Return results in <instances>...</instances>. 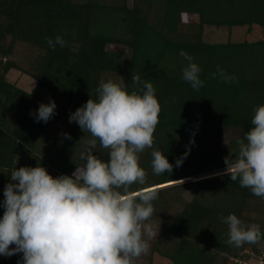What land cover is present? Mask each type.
I'll return each instance as SVG.
<instances>
[{
    "label": "trees",
    "instance_id": "16d2710c",
    "mask_svg": "<svg viewBox=\"0 0 264 264\" xmlns=\"http://www.w3.org/2000/svg\"><path fill=\"white\" fill-rule=\"evenodd\" d=\"M184 13L197 16V31L194 25L186 33L180 30ZM204 25L247 26L248 32L253 25L264 27V0H0V55L7 57L0 62V203L19 155L33 154L31 167L49 166L53 177L71 175L81 165L79 152L89 134L69 122L65 132L71 139L58 136L43 145L51 132L30 112L62 96L71 109L55 111L51 118L69 119L89 97L97 98L100 81L111 80L106 75L121 72L126 55L123 82L127 90H134L132 75L138 74L153 84L160 105L153 147L139 154L146 184L132 185L137 191L156 187L159 193L151 220L165 227L152 250L174 264H226L225 254L238 257L240 248L227 243L228 226L221 217L233 213L245 225L258 224L264 234V198L254 196L228 175L188 178L224 168V157L236 148L235 140L252 126L254 107L264 104V38L209 43L202 39ZM57 35L66 43L53 50L45 37L55 41ZM18 42L31 47L26 56L28 68L8 59ZM115 44L126 50L108 47ZM181 50L201 68L204 86L198 91L182 79L187 62L179 55ZM217 65L234 75L236 82L213 78ZM13 69L27 73L35 86L28 91L8 81L6 75ZM222 131L238 136L226 152ZM154 149L173 164L171 174H153ZM186 152L182 166L176 167V159ZM94 154L108 159L99 143ZM253 206L260 213L256 220L243 215ZM259 243L264 246V239ZM212 253L215 256L210 259ZM18 261L22 264L21 253L0 255V264Z\"/></svg>",
    "mask_w": 264,
    "mask_h": 264
},
{
    "label": "clouds",
    "instance_id": "9594fccd",
    "mask_svg": "<svg viewBox=\"0 0 264 264\" xmlns=\"http://www.w3.org/2000/svg\"><path fill=\"white\" fill-rule=\"evenodd\" d=\"M45 41L53 50L66 43L59 35L55 41L50 37ZM179 55L187 62L182 79L198 91L204 86L200 66L187 52L181 50ZM216 76L225 83L237 80L219 65ZM131 82L134 90L129 92L124 82L100 81L97 98L89 97L70 113L69 122L89 134L79 152L82 163L71 175L53 177L39 163L11 170L0 203V255L21 253L22 264H135L149 251V241L158 233L150 221L159 193L152 187L133 190L132 185L146 184L139 154L153 147L160 105L151 82L138 74ZM55 108L49 100L30 115L47 123ZM251 125L224 157L225 168L214 175H228L264 198V104L254 107ZM63 135L71 139L70 134ZM98 143L107 160L94 154ZM187 154L176 159V167L182 166ZM151 157L154 175L171 174L173 164L161 150L154 149ZM221 222L228 226L231 246L264 239L258 224L245 225L233 213L221 217Z\"/></svg>",
    "mask_w": 264,
    "mask_h": 264
},
{
    "label": "rangeland",
    "instance_id": "374dc122",
    "mask_svg": "<svg viewBox=\"0 0 264 264\" xmlns=\"http://www.w3.org/2000/svg\"><path fill=\"white\" fill-rule=\"evenodd\" d=\"M197 23H198V18L195 14L193 13L185 14L184 13L181 18L180 30L186 33L188 31H191V29L189 28L190 25H194L197 31ZM247 28H248L247 26H234L231 29H229L227 26L218 27L214 25L213 26L204 25L202 29V39L205 42H209V43H221V42H226L227 40H231L233 42H240L243 40L254 41L257 39L264 38V27H261L259 25H253L251 28V31L249 32L247 31ZM108 47L112 50H124V51L126 50V48L120 44L108 45ZM30 51H31L30 46L24 43L18 42V44L15 46L14 53L8 56V59H12L16 61V63L19 64V66H21L22 69L28 68V65H27L28 61H26V56L30 53ZM35 53H36V48H35ZM126 62H127V57L125 55L123 57V63H122L123 67L121 68L122 69L121 72L115 75H111V76L106 75L105 77H109L114 82L123 83V80H124L123 75L126 70L125 69ZM6 79L28 91L32 89L36 84L35 80L32 77H30L27 73L21 70H16V69L9 71L6 75ZM54 102L56 104L55 111L65 112L71 109V104L62 96L56 98ZM12 114H15V112L13 111ZM68 127H69V119L67 117H59V118L54 117V118L49 119L45 125L44 130L49 133L51 132V135H50V138L46 142L43 143V145H46V144L50 145L55 140V138H59L58 136H64L63 133H66L65 131L68 130ZM221 137H222V144L224 147L223 149L226 152L228 144L233 139L237 138L238 136L237 134L231 131H222ZM32 155L33 154H30L29 152L19 155L18 158L16 159L15 167L19 168L21 166H31L32 164L31 162L33 160ZM224 168H220V169H216L210 172H205L202 174L194 175L192 177H196V179H198V177H203V176L206 177L209 175H214L218 171H222ZM45 169L50 175L53 173V171L49 169V166H47V168ZM192 177L188 178V180H191ZM2 188L3 186L2 184H0V190ZM154 188L156 189V187ZM184 195H185V198L187 199L190 198L188 191H186ZM252 208H255V209L251 211L250 210L244 211L243 215H249L253 219L259 216L260 213L256 212V209L258 208H256L255 206H253ZM150 222L153 224L154 228L158 230L157 237L149 241V251L146 254H143L139 258H137L135 261V264H174L170 259L163 257L160 254H158V252L152 250V243L155 242V240L160 235L161 231L165 227V223H159L156 220H151ZM254 247L256 249H254ZM260 247H264V246L260 245V243H257L255 245L245 243L244 245L239 247L240 249L238 250V254H239L238 257L227 256L226 254H225L226 257L224 256V254L219 257L221 258L222 256H224L226 258V264H236L237 262L236 260H234L235 258L239 260L247 259L248 261V258L251 257V254H254L256 251H258L259 249L257 248H260ZM214 256H215V253L214 254L212 253L210 256V259H212Z\"/></svg>",
    "mask_w": 264,
    "mask_h": 264
},
{
    "label": "built area",
    "instance_id": "2783aa9c",
    "mask_svg": "<svg viewBox=\"0 0 264 264\" xmlns=\"http://www.w3.org/2000/svg\"><path fill=\"white\" fill-rule=\"evenodd\" d=\"M7 60V57L1 56L0 55V62H5ZM237 263H242V264H264V248L261 249L259 252H255L254 254H251V257L247 259H242L239 260L235 258Z\"/></svg>",
    "mask_w": 264,
    "mask_h": 264
},
{
    "label": "bare ground",
    "instance_id": "6f19581e",
    "mask_svg": "<svg viewBox=\"0 0 264 264\" xmlns=\"http://www.w3.org/2000/svg\"><path fill=\"white\" fill-rule=\"evenodd\" d=\"M195 179V177H192L191 180Z\"/></svg>",
    "mask_w": 264,
    "mask_h": 264
}]
</instances>
